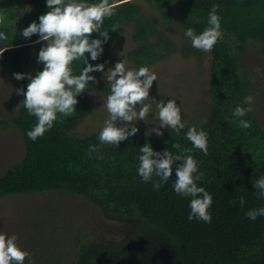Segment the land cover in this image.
Masks as SVG:
<instances>
[{"label":"trees","instance_id":"1","mask_svg":"<svg viewBox=\"0 0 264 264\" xmlns=\"http://www.w3.org/2000/svg\"><path fill=\"white\" fill-rule=\"evenodd\" d=\"M146 1L154 13L151 16H147L141 4L119 0L114 15L105 18L100 29L109 33L103 44V54L96 61L91 60L90 53L74 61L73 75H79L86 67V58L94 67L104 64L106 69L129 24L133 25L132 38L138 45L128 53V58L137 69L151 68L180 48L160 29L162 22L175 23L184 33L191 27L200 34L209 26L212 6L218 4L217 15L223 35L211 51L212 109L208 118L195 126L208 133L207 155L193 148L186 139L185 134L192 127L188 125L179 135L168 129L162 136L152 137L141 125L134 124L138 133L122 141L118 148L111 144L101 145L100 131L75 137L73 130L92 109L90 82L85 92L77 97L76 112L70 117L57 114L53 127L35 141L26 133L36 125L37 118L29 115L25 108L19 109L13 123L23 135L26 154L19 164L0 177V198L66 192L93 201L108 219L139 220L135 232L120 242H79L77 264H264V216L255 221L246 217L249 209L264 207V199L257 198L252 184L253 180L264 176V128L252 112L241 118L232 116L238 105L248 107L243 101L250 95L241 54L250 42L259 43L264 54V0ZM85 2L99 3L100 0ZM49 10L47 0H0V16L4 21L0 24V32L7 35L6 40H0V45L8 49L1 52L0 63L14 74L33 76L34 68L38 72L43 70L44 65L36 57L45 42L35 43L39 40L36 34L30 38L21 35L20 42L14 43L13 29L7 25L9 19L14 11L23 12L27 28L33 22L38 24L39 17ZM114 26L116 31H113ZM166 30L175 31L173 27ZM186 38L187 43L180 48L182 53L202 57L204 51L193 48L191 40ZM92 39L102 37L94 33ZM29 83L27 78L18 80L19 89L27 91ZM102 89L110 92L109 88ZM23 100L20 95V104ZM239 119L249 121L251 127H239ZM174 143H179L182 149H192L189 154L198 162V171L204 173L197 185L213 197L209 209L211 223L195 218L189 221L191 198L177 195L171 188L177 179L175 164L167 184L155 176L145 183L138 174L142 146L151 144L156 152L175 153ZM91 145H98L99 153L89 156ZM156 182L161 183L159 190L154 188ZM241 196L245 199L243 207L239 204Z\"/></svg>","mask_w":264,"mask_h":264},{"label":"clouds","instance_id":"2","mask_svg":"<svg viewBox=\"0 0 264 264\" xmlns=\"http://www.w3.org/2000/svg\"><path fill=\"white\" fill-rule=\"evenodd\" d=\"M119 0H100L99 3H87L85 0H47L50 9L46 14L39 17V23H31L22 32L24 38H30L38 34L39 40L35 43L47 42L38 54V62L44 65L42 71L35 76L30 74L15 73L16 80L27 78L30 83L27 91L23 88L16 90L24 100L15 109L25 108L29 115L37 118V123L32 130L26 134L29 139L35 141L38 137L50 130L57 120V114L72 116L76 112L78 99L90 82H96V77L90 75L93 72L104 73L105 82L108 84L110 94L107 96L106 107L108 118L99 133L101 145L111 144L119 147L122 141L134 137L139 129L132 123L135 120H145L151 109L149 103L150 89L153 82L157 81V75L149 67L144 66L136 69H128L127 62H117L113 69L105 72V65L98 64L95 67L86 58L84 67L79 75H73L72 64L74 61L85 57L90 53L91 60H98L104 52L103 44L107 42L109 33L100 31L104 19L114 15ZM218 4L212 6L208 16V27L200 34L189 27L185 36L191 40L192 47L204 52H211L215 44L222 38L220 17L217 15ZM3 17H0V23ZM113 31H116L115 26ZM94 33H100L102 39H92ZM7 35L0 32V40H6ZM8 49L0 50L3 53ZM260 70L257 69V72ZM252 96H246L243 103L249 105L245 108L238 105L232 112V116L241 118L253 111L250 106L253 103ZM137 106H139L137 110ZM158 112L155 119L159 120V127L152 129L158 136H162L161 128H169L179 135L185 129L186 123L182 122L181 106L176 100H168L166 103H157ZM123 123V127L118 124ZM239 127L247 129L251 127L249 121L239 119ZM186 139L190 141L193 148L201 150L205 155L208 153V133L203 129L192 126L186 132ZM172 148L177 150H165L156 152L151 144H145L139 149L138 174L142 181L147 183L153 176L159 177V181L168 183L175 174L177 179L171 188L177 195L190 197L189 221L195 219L205 223H211L212 216L209 212L213 204L212 195L204 187H198L197 181L203 179L204 173L198 171V162L191 153L192 149L181 148L179 143H174ZM99 153L98 145L89 147L88 155ZM155 157V158H154ZM98 158L103 159L102 156ZM177 161L181 163L176 164ZM256 189L258 199H264V176L252 181ZM160 182L154 184L159 190ZM235 201L233 205H235ZM241 207L245 204L243 196L239 198ZM264 216V207L249 209L246 217L255 221L257 217ZM16 235L7 236L0 233V264H24L30 261L31 253L22 250Z\"/></svg>","mask_w":264,"mask_h":264},{"label":"rangeland","instance_id":"3","mask_svg":"<svg viewBox=\"0 0 264 264\" xmlns=\"http://www.w3.org/2000/svg\"><path fill=\"white\" fill-rule=\"evenodd\" d=\"M132 1L141 4L147 16L154 14L146 0ZM25 15L14 11L7 24L13 29L14 43L20 42L19 36L26 28V23L23 22ZM3 23L4 21L0 24ZM164 27H173L175 31L168 32ZM160 29L180 48L187 43L182 28L175 23L162 22ZM133 33V25L129 24L118 40L105 72L113 69L121 60L127 62L128 69L138 70L128 58V53L138 45L133 41ZM180 48L150 68L158 79L153 82L149 100L145 103H149L151 99L156 102H152L144 121L132 122L141 125L152 137L158 136L151 130L159 127V120L155 116L158 112L157 103L160 101L166 103L170 99L176 100L177 105L181 106L182 122L186 126L200 125L208 118L212 109L211 52H203L202 57L198 58L196 54L186 56ZM0 50H3L1 45ZM241 60L243 72L250 84L249 96L254 98L250 105L252 113L264 128V54L261 45L250 42L241 54ZM257 69L260 71L257 72ZM33 70L35 76L38 69ZM93 76L96 77V82H92L89 91L92 109L89 116L73 130L75 137H86L101 131L108 118L107 109L103 105L110 92L102 89L108 88V84L104 73L95 72ZM18 89L14 73L0 63V177L9 168L19 164L26 154L23 135L13 123L19 113V110L15 111L20 104V95L16 91ZM138 108L139 106L137 110ZM118 126L123 127L124 124L120 123ZM168 129L161 128L160 131ZM138 225L139 220L134 218L125 221L108 219L93 201L72 193L21 194L0 198V233L16 235L19 247L31 253L30 261L26 259L24 264H77L79 242H120L135 232Z\"/></svg>","mask_w":264,"mask_h":264}]
</instances>
